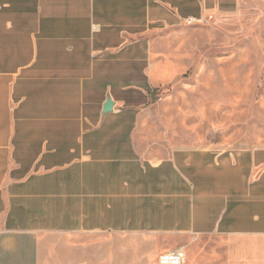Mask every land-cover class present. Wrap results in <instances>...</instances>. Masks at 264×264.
<instances>
[{
	"label": "crops",
	"instance_id": "0c3cea01",
	"mask_svg": "<svg viewBox=\"0 0 264 264\" xmlns=\"http://www.w3.org/2000/svg\"><path fill=\"white\" fill-rule=\"evenodd\" d=\"M234 8L0 0V264H171L187 238L264 240V147L140 150L155 36Z\"/></svg>",
	"mask_w": 264,
	"mask_h": 264
},
{
	"label": "rangeland",
	"instance_id": "374dc122",
	"mask_svg": "<svg viewBox=\"0 0 264 264\" xmlns=\"http://www.w3.org/2000/svg\"><path fill=\"white\" fill-rule=\"evenodd\" d=\"M164 76L139 128L141 153L264 147V0H235L155 36ZM184 264H264V240L187 238Z\"/></svg>",
	"mask_w": 264,
	"mask_h": 264
},
{
	"label": "built area",
	"instance_id": "2783aa9c",
	"mask_svg": "<svg viewBox=\"0 0 264 264\" xmlns=\"http://www.w3.org/2000/svg\"><path fill=\"white\" fill-rule=\"evenodd\" d=\"M191 22H193V20H189V23ZM161 261L164 263L182 264L185 262V252L183 250H179L177 252L169 253L162 256Z\"/></svg>",
	"mask_w": 264,
	"mask_h": 264
},
{
	"label": "water",
	"instance_id": "95a60500",
	"mask_svg": "<svg viewBox=\"0 0 264 264\" xmlns=\"http://www.w3.org/2000/svg\"><path fill=\"white\" fill-rule=\"evenodd\" d=\"M112 106H113V104H112L111 100H108L106 105H105V112L111 111Z\"/></svg>",
	"mask_w": 264,
	"mask_h": 264
}]
</instances>
